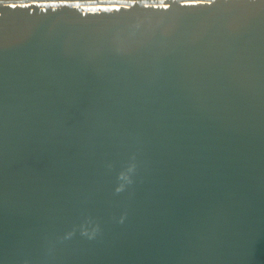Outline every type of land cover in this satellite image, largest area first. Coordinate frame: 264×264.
Listing matches in <instances>:
<instances>
[{
	"label": "water",
	"instance_id": "obj_1",
	"mask_svg": "<svg viewBox=\"0 0 264 264\" xmlns=\"http://www.w3.org/2000/svg\"><path fill=\"white\" fill-rule=\"evenodd\" d=\"M0 264H264V0H0Z\"/></svg>",
	"mask_w": 264,
	"mask_h": 264
},
{
	"label": "snow or ice",
	"instance_id": "obj_2",
	"mask_svg": "<svg viewBox=\"0 0 264 264\" xmlns=\"http://www.w3.org/2000/svg\"><path fill=\"white\" fill-rule=\"evenodd\" d=\"M12 7H16V5L15 4H13V5H11ZM22 6H24V7H26L27 5H22Z\"/></svg>",
	"mask_w": 264,
	"mask_h": 264
}]
</instances>
